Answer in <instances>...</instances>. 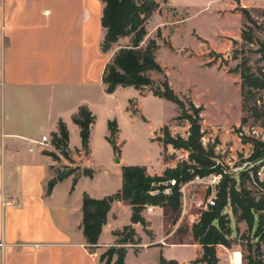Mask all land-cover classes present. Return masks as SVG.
<instances>
[{
	"label": "crops",
	"instance_id": "crops-1",
	"mask_svg": "<svg viewBox=\"0 0 264 264\" xmlns=\"http://www.w3.org/2000/svg\"><path fill=\"white\" fill-rule=\"evenodd\" d=\"M101 8L99 0H0V264H101L99 255L116 245L113 233L131 225V207L115 201L95 247H88L82 232L83 195L103 199L115 194L122 186V167L137 165L124 157L115 162L107 128L105 156L96 161L95 123L85 152L72 121L79 107L93 114L92 105L123 89L106 94L101 82L110 58L100 50ZM90 88L99 92L92 101ZM60 122L68 131V159L52 144ZM42 136L48 137V146L39 144ZM73 140L78 146L72 147ZM62 165L90 170L92 177L80 176L73 186L74 175H68L47 193ZM139 166L150 176L174 167L160 159ZM156 209L162 221V209L153 206L144 212L147 231L153 229ZM132 226L141 244L136 252L127 248L125 264L129 253L149 249H156L158 264L160 257L177 262L164 251L184 246L166 245L161 235L144 245L142 226Z\"/></svg>",
	"mask_w": 264,
	"mask_h": 264
},
{
	"label": "rangeland",
	"instance_id": "rangeland-1",
	"mask_svg": "<svg viewBox=\"0 0 264 264\" xmlns=\"http://www.w3.org/2000/svg\"><path fill=\"white\" fill-rule=\"evenodd\" d=\"M158 6L147 24V39L155 38L160 32L156 59L169 85L178 96L203 107L200 114L204 132L202 144L213 147L214 161L229 174L236 169L237 173H232L235 178L246 169L252 178L249 168L262 162L264 155L252 157L251 162L246 163L253 155V146L249 138H240L238 132L241 127L254 129L260 142H264L263 89L254 90L243 99L239 66L245 63L251 72L258 75L261 70L264 73L261 47L264 44V0H159ZM241 9L248 11L249 21L244 19ZM243 32L252 40H243ZM125 43L126 40H122L119 45ZM151 78L158 82L162 77L152 73ZM88 92L91 101L99 97L96 88H90ZM92 110L96 120V161L105 156L102 140L108 121H115L119 130L112 139L119 150L115 157L119 159L131 160L137 164L135 166L148 160L154 164L160 159L165 167H176L188 159L187 152L174 150L171 146L163 149L157 142L164 126H168L173 136H187L189 123L175 120L178 116L175 104L154 97L147 90L139 93L129 87L119 89L112 97H104L103 101L92 105ZM242 119L245 122L242 123ZM71 145L78 146V142L73 140ZM52 156L57 159L55 154ZM60 167L62 172L72 169L65 165ZM257 176L258 181L264 183V164L258 167ZM219 180L220 177L215 175L195 176L189 182L180 183L179 213L170 215L171 221L164 226L159 218L160 211L156 209L152 214L153 229H148L149 235H143L144 245L161 235L166 245L184 246L165 249L166 257L176 260V264L181 261L186 262L182 264H191L190 261L201 254V247L193 242L190 228L198 220L206 200H215V186ZM244 186L256 200L264 195V189L251 179L245 181ZM225 212L230 222L232 243L230 248L216 246L219 264H264V243L256 237L257 222L249 230L245 223L236 221L229 207ZM145 214L143 211L142 215ZM108 249L99 255L101 264H113L116 258L109 261L106 256ZM126 261L128 264H158L157 251L149 249L137 255L131 252Z\"/></svg>",
	"mask_w": 264,
	"mask_h": 264
},
{
	"label": "trees",
	"instance_id": "trees-1",
	"mask_svg": "<svg viewBox=\"0 0 264 264\" xmlns=\"http://www.w3.org/2000/svg\"><path fill=\"white\" fill-rule=\"evenodd\" d=\"M159 0H99L101 8L100 26L103 37L100 43V50L112 55L105 63L101 82L105 87L106 94H112L117 88H133L139 93L147 90L152 96L164 99L176 105L178 116L176 121L184 120L189 123L187 136L171 135L168 126L161 128L157 142L163 149L171 146L174 150H181L188 153V159L177 164L174 168H167L161 176H150L144 166L122 167V186L115 194L103 199H92L87 194L82 197V232L85 243L89 248L95 247L101 229L106 222L107 213L115 201H122L131 207V225L124 226L121 230L115 231L116 245L110 247L106 256L109 261L116 257L113 264H125L124 257L127 248L137 251L141 244V238L135 232L132 225L142 226L146 235L149 225L142 215L145 206L160 207L162 209V222L165 226L170 215H177L181 208L180 183L191 181L195 176L205 177L209 175L219 176L220 180L215 186L214 205L207 206L199 214V218L190 228V234L195 244L201 247V254L191 261V264H219L216 254V246L225 248L231 247V228L227 216V207L237 222H243L249 230H252L254 222H257L256 237L264 243V195L258 200L252 196L244 183L253 180L264 189V183L258 181L257 169L263 165L260 162L256 167L250 169L252 178L246 169L239 172L237 178L234 174L226 172L225 168L216 163L214 149L212 146H204L201 130V112L203 107L196 106L190 99L183 98L174 93L164 70L156 59L159 49L158 31L155 38H148L147 24L158 10ZM165 1V0H164ZM242 16L249 21L248 11L241 9ZM245 41H251L250 37L242 34ZM126 40L124 45L120 41ZM264 52V44H261ZM264 55V53H263ZM240 95H250L254 90L264 89V73L259 70L258 75L251 72L245 63L240 64ZM159 74L162 78L158 82L151 78V74ZM72 121L80 129L81 147L87 152L91 126L95 117L86 106L78 108ZM245 122L242 119V123ZM107 142L111 145L113 152L118 153V148L112 143V139L118 135V127L115 121L107 122ZM52 144L63 158H69L68 152V131L65 124H58V133L52 136ZM253 155L246 160H251L264 155V142L253 141ZM253 157V158H252ZM74 175L73 186L80 176L92 177V171L76 167L67 172L58 173L55 180L49 182L47 193L53 186L67 177ZM175 180V185L170 187V193L162 191L165 183ZM156 192V193H155ZM175 218L172 219L174 222ZM171 222V224H173ZM103 257L100 259L102 260ZM159 264H176L175 261H166L160 257Z\"/></svg>",
	"mask_w": 264,
	"mask_h": 264
},
{
	"label": "built area",
	"instance_id": "built-area-1",
	"mask_svg": "<svg viewBox=\"0 0 264 264\" xmlns=\"http://www.w3.org/2000/svg\"><path fill=\"white\" fill-rule=\"evenodd\" d=\"M261 105L264 107V89L261 91ZM238 136L240 138H249L248 141L251 142V144H252L253 141H260V138H259V136L257 134V131L254 130V129L249 130V129H246L244 127H241L240 130H239V132H238ZM39 144L40 145H43L44 144L45 146H48L49 145V139H48V137L47 136H42ZM252 146H253V144H252ZM79 155L84 156L85 153L83 152V153H80ZM262 162L264 164V159L262 160ZM231 171H232V173H235L237 170L236 169H232ZM251 177H252V175H251ZM174 185H175V180L172 179V180L167 181L165 183V186L166 187L163 189L162 192L164 194H169L170 193V187H172ZM180 192L182 193V190L181 189H180ZM197 205L199 206L201 204L200 203H197ZM208 205L209 206H213L214 205V200L212 198H209V199L206 200V202L203 204V206H204V209L203 210H205ZM152 209H153V206H145L144 212L150 213L152 211ZM37 248H38V246H37Z\"/></svg>",
	"mask_w": 264,
	"mask_h": 264
},
{
	"label": "water",
	"instance_id": "water-1",
	"mask_svg": "<svg viewBox=\"0 0 264 264\" xmlns=\"http://www.w3.org/2000/svg\"><path fill=\"white\" fill-rule=\"evenodd\" d=\"M115 162H116V163H118V162H119V158H118V157H116V159H115Z\"/></svg>",
	"mask_w": 264,
	"mask_h": 264
}]
</instances>
